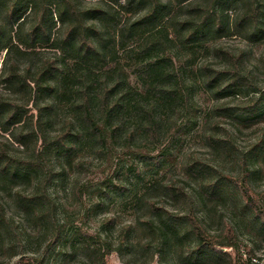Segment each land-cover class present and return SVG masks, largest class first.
Instances as JSON below:
<instances>
[{
  "label": "trees",
  "instance_id": "trees-1",
  "mask_svg": "<svg viewBox=\"0 0 264 264\" xmlns=\"http://www.w3.org/2000/svg\"><path fill=\"white\" fill-rule=\"evenodd\" d=\"M139 9L142 14L134 17ZM230 35L249 42L264 39V0H0V181L28 183L34 173L49 170L51 180L54 161L81 142L104 146L105 129L116 141H168L171 149L184 129L177 115L190 98L184 90L189 86L168 51L177 44L190 47ZM217 54H228L232 61L219 68L203 64L205 86L216 96L239 91L248 79L240 56L220 47ZM131 75L138 85L130 82ZM67 99L72 112L53 133L54 110ZM263 102V95L254 96L246 107L217 111L258 119L264 117ZM101 119L108 128H102ZM208 138L232 156L227 142L213 134ZM187 169L199 179L205 199H218L214 193L224 187L240 207L264 222V191L251 186L246 161L237 174L220 171L212 178L200 160L190 158ZM46 176L37 178L30 191L16 189L13 199L29 220L56 225L57 205ZM168 192L172 198L187 199L173 184ZM195 202L193 198L183 220L166 221L159 212L164 209L149 201L157 218L141 222L151 239L160 242L161 255L168 258L164 264H247L255 258L253 247L240 239L234 225L209 228L210 217L202 220ZM5 219L0 206V231ZM133 231L132 224L125 226L120 242L130 243ZM74 242L67 253L76 264H111L114 246L98 234L82 228Z\"/></svg>",
  "mask_w": 264,
  "mask_h": 264
},
{
  "label": "rangeland",
  "instance_id": "rangeland-1",
  "mask_svg": "<svg viewBox=\"0 0 264 264\" xmlns=\"http://www.w3.org/2000/svg\"><path fill=\"white\" fill-rule=\"evenodd\" d=\"M141 14L139 9L133 16ZM217 47L240 56L242 73L248 79L239 91L229 89L216 96L214 90L205 86L200 70L203 64L219 68L232 61L228 54L218 56ZM43 54L52 55V52ZM168 55L189 86L188 92L184 88L189 104L177 115L178 124L184 126L177 144L169 149L168 141L161 144L145 143L137 138L116 141L110 130L105 129L104 146L81 142L54 161L51 180L49 170L37 176L34 173V180L28 183L0 181V206L6 213V226L0 231V264H76V259L67 252L82 228L113 244L111 264H164L168 258L162 257L160 242L151 239L141 222L157 218L149 201L155 200L164 209L159 211L163 220H183L193 198L201 219L206 221L210 217L206 223L209 228L231 223L240 239L253 247L255 258L247 264H264V222L255 220L248 209L240 207L224 187L215 191L220 196L218 199H205L199 179L187 169L190 158L200 160L207 165L208 176L212 178L220 171L237 174L246 161L251 186L257 192L264 191V117L233 118L217 111L218 107L243 108L250 98L264 97V39L249 42L240 35L213 37L190 47L177 44ZM129 79L138 85L134 75ZM70 102V99L61 101L54 110L56 118L50 126L53 133L63 127L65 118L71 114ZM261 107L264 111V102ZM101 126L108 128L104 119ZM210 134L227 142L231 157L223 147L210 142ZM140 154L156 158L142 159ZM45 174L46 186L57 205L56 225L45 220H29L13 199L16 189L30 191L37 178ZM172 184L182 188L186 200L170 197L168 186ZM261 209L264 212V202ZM166 212L169 213L165 215ZM129 224L134 227L132 240L121 243L119 235Z\"/></svg>",
  "mask_w": 264,
  "mask_h": 264
}]
</instances>
